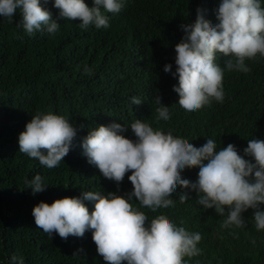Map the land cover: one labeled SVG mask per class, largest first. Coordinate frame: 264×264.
<instances>
[{
	"label": "trees",
	"instance_id": "16d2710c",
	"mask_svg": "<svg viewBox=\"0 0 264 264\" xmlns=\"http://www.w3.org/2000/svg\"><path fill=\"white\" fill-rule=\"evenodd\" d=\"M84 2L92 6V0ZM219 2L126 0L119 13L107 14L108 28L83 30L79 21L60 19L53 0H48L43 6L60 28L55 34L42 30L31 36L16 27L19 10L13 23L0 17V264H9L13 254L22 256L25 264H106L96 252L91 231L82 238L64 240L55 233L50 238L37 228L31 214L40 201L51 204L64 197H82L85 191L131 192L130 172L117 186L82 155L80 142L90 129L113 122L130 127L141 119L154 130L170 132L196 147L208 138L216 141L217 150L232 143L241 155L248 139L264 140V58L259 54L256 60L245 61L250 72L225 71L222 103L213 100L193 112L177 103L178 94L172 90L177 80L163 71L166 63L175 71L174 45L183 36L178 26L194 22L197 8L216 23ZM225 59L217 54L221 66ZM86 67L90 74H85ZM157 94L169 106L167 121L157 119ZM131 97L142 102L132 104ZM49 111L70 118L77 129L69 153L51 169L20 153L18 144V135L31 117ZM122 135L135 139L127 127ZM198 171L186 168L181 175L194 182ZM35 174L42 175L47 187L33 195L24 181ZM181 191L188 190L177 186L171 197L174 207L140 210L149 219L164 214L177 226L183 220L188 231L202 235L197 245L202 252L185 257L188 264H264V230H256L252 209L242 213L245 227L225 229L221 227L225 217L198 205L194 191L189 201L180 203ZM133 202L138 205L134 197ZM84 203L91 213L94 201Z\"/></svg>",
	"mask_w": 264,
	"mask_h": 264
},
{
	"label": "clouds",
	"instance_id": "9594fccd",
	"mask_svg": "<svg viewBox=\"0 0 264 264\" xmlns=\"http://www.w3.org/2000/svg\"><path fill=\"white\" fill-rule=\"evenodd\" d=\"M47 3L48 0H0V17L13 23L19 10L16 27L26 34L42 30L55 34L60 23L43 6ZM125 3L126 0H92L89 7L84 0H53V7L59 10L60 19L79 21L83 30L89 26L106 29L110 26L107 14L119 13ZM202 12L197 8L194 22L178 26L183 36L174 45L175 71L172 64L163 66V71L177 80L172 87L178 94L177 103L189 112L213 100L224 101L226 70L248 73L251 69L246 60H256L258 54L264 58L261 0H220L215 10L216 23L206 20ZM217 54L228 58L223 66L217 63ZM84 72L90 74L91 69L86 67ZM130 101L136 105L142 102L138 97ZM154 103L158 105L157 119H170L169 106L161 103L160 95L154 97ZM126 127L131 129L134 140L122 135ZM76 135L70 118L51 111L37 112L18 135L19 152L42 166L55 168L69 153ZM80 147L87 162L117 186L130 172L127 179L131 192L118 195L85 191L82 197H64L51 204L40 201L31 214L37 228L50 238L53 233L64 240L69 236L82 238L91 231L96 252L106 264H188L185 257L201 254L197 245L202 235L188 231L183 220L177 226L164 214L149 219L140 210L147 207L156 212L174 207L171 197L177 193V186L188 190L179 192L180 203L189 201V193L194 191L198 205L225 217L222 228L245 227L242 213L252 209L256 230H264V140L248 139L241 155L232 143L217 150L216 141L208 138L196 147L187 139L154 130L135 119L130 127L113 122L90 129ZM186 168L199 169L194 182L181 175ZM24 183L33 195L47 187L41 174ZM84 201H94L91 213ZM9 264L25 262L22 256L13 254Z\"/></svg>",
	"mask_w": 264,
	"mask_h": 264
}]
</instances>
